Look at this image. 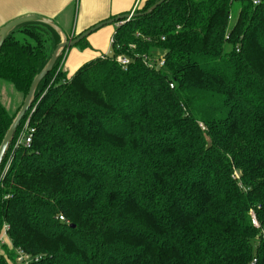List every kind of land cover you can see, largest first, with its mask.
<instances>
[{"label":"trees","instance_id":"obj_1","mask_svg":"<svg viewBox=\"0 0 264 264\" xmlns=\"http://www.w3.org/2000/svg\"><path fill=\"white\" fill-rule=\"evenodd\" d=\"M160 1L110 54L69 76L64 51L38 84L0 167V264H264V0L148 13ZM62 43L54 21L18 26L0 80L25 101ZM23 103L0 101V147ZM28 116L32 144L15 150Z\"/></svg>","mask_w":264,"mask_h":264},{"label":"crops","instance_id":"obj_2","mask_svg":"<svg viewBox=\"0 0 264 264\" xmlns=\"http://www.w3.org/2000/svg\"><path fill=\"white\" fill-rule=\"evenodd\" d=\"M146 0H0V30L22 17L38 16L54 21L64 39H73L95 25L132 14ZM137 4L139 6H137ZM119 26L108 25L91 34L87 47H72L64 55V70L74 75L84 64L111 53L112 39Z\"/></svg>","mask_w":264,"mask_h":264},{"label":"water","instance_id":"obj_3","mask_svg":"<svg viewBox=\"0 0 264 264\" xmlns=\"http://www.w3.org/2000/svg\"><path fill=\"white\" fill-rule=\"evenodd\" d=\"M166 0H162L159 3H157L154 7H152L148 13H151L153 10H155L158 6H160L163 2H165ZM138 15L135 13L132 14H127V15H122L119 17H115L113 19L101 22L97 25H95L94 27H92L91 29L87 30L86 32L82 33L77 39L75 40H67L64 39L63 43L57 48V50L55 51L51 61L49 62V64L47 65V67L44 69V71L38 75L36 77V79L34 80L31 89L23 103V106L19 112V114L17 115L12 127L10 128L9 132L7 133L1 147H0V167L2 164V161L4 159V156L16 134V132L18 131V128L21 125V122L23 121V119L25 118L27 112L30 110L31 108V103L33 101V96L35 93V90L38 86V84L53 70L57 59L64 53V51H66L69 48L75 47L77 44H79L82 40L88 38L91 34L99 31L100 29L104 28L105 26L108 25H114V24H119L122 23L124 24L126 21H130L132 18L137 17ZM36 21H49L50 20H46L43 19L41 17L38 16H27V17H22L19 18L15 21H12L10 23H8L7 25H5L1 30H0V51L2 49V46L8 36V34L10 32H12L15 28H17L20 25L26 24V23H31V22H36Z\"/></svg>","mask_w":264,"mask_h":264},{"label":"built area","instance_id":"obj_4","mask_svg":"<svg viewBox=\"0 0 264 264\" xmlns=\"http://www.w3.org/2000/svg\"><path fill=\"white\" fill-rule=\"evenodd\" d=\"M250 1H252L255 6H258L262 3L263 0H250ZM137 6L139 5L137 4ZM112 43H113V39H112ZM117 61L122 66H128L130 64V60L125 56L117 57ZM163 64L164 62L162 61L160 63V66H162ZM34 133H35V129L30 126V119H28V121L24 124L22 131L20 132V134L18 135L16 139L14 149L16 150L17 148L22 147V146L29 147L32 144ZM11 162H12V157L8 161L5 173H7L8 169L10 168ZM251 217H252V224L254 225V227L260 228V224L256 217L255 211H251ZM60 220H64V219L61 217ZM7 230L8 228L7 226H5L4 228L5 237L7 235ZM18 263L30 264L29 256L25 255L22 251H19L18 252ZM253 264H256V263H253Z\"/></svg>","mask_w":264,"mask_h":264},{"label":"rangeland","instance_id":"obj_5","mask_svg":"<svg viewBox=\"0 0 264 264\" xmlns=\"http://www.w3.org/2000/svg\"><path fill=\"white\" fill-rule=\"evenodd\" d=\"M117 25L121 26L122 23H119ZM16 36L21 42L24 41V38H22L20 35L19 36L16 35ZM62 67L64 68V58H63V61L61 63L60 69ZM0 101H1L2 105L9 111V113L14 115L17 112V110L20 108V105L23 103L24 96H23V94L19 93L12 84L0 80ZM28 119H30L29 116H28L27 120L25 121V123L28 121ZM5 170H6V168H5ZM5 170L3 171V174L1 175L2 177L5 175ZM4 237L5 236H4V231H3L2 234L0 235V247L6 243L7 235L5 238ZM155 261L157 262V264L163 263L160 260H158V261L155 260Z\"/></svg>","mask_w":264,"mask_h":264}]
</instances>
